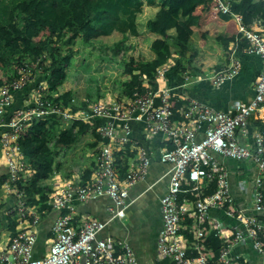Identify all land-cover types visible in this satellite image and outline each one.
I'll list each match as a JSON object with an SVG mask.
<instances>
[{"label": "built area", "instance_id": "2783aa9c", "mask_svg": "<svg viewBox=\"0 0 264 264\" xmlns=\"http://www.w3.org/2000/svg\"><path fill=\"white\" fill-rule=\"evenodd\" d=\"M218 12L229 13L238 23L239 37L248 46L238 49V36L230 41L227 61L221 68L205 75L212 85L220 86L240 71V53L256 54L261 59L260 70L252 83V94L246 99H234L226 109H215L197 99H188L184 106L175 107L172 87L166 83V71L173 63L168 59L155 69L153 86L143 81L144 91L118 96L105 95L93 101L70 97L68 103L60 98V89L50 90L44 79H39L41 62L28 58L18 66L16 75L0 84V164L8 174L5 189L12 193L18 212L17 223H28L10 235L7 245L0 250V264H138L130 244L110 235L100 236L113 218H123L133 201L129 189L141 181L150 162L148 148L133 136V124L141 123L148 136H159L170 142L162 147L159 159L169 164L165 192L159 197L161 227L157 234L158 257L168 258L166 264H207L204 245L199 241L205 231L225 241L218 260L223 263L238 258L230 247L246 237L253 241L264 258V245L258 232L264 231V222L255 215L243 212L234 205L225 165L219 157L250 160L255 164V176L250 197L252 210H264V137L250 121L259 119L264 107V27L248 28L241 13L230 10L229 0H210ZM28 60V61H27ZM182 75L187 78V72ZM28 82L33 85L18 98L16 94ZM179 114V116L177 115ZM57 119L59 128L67 123H89L102 138L89 149L94 167L85 181L54 179L48 193L51 210L58 211L51 225L49 245L43 254L35 256L34 246L41 213L36 205L25 203L24 192L15 182H24L32 169L24 162L19 139L31 124L39 119ZM252 128V129H251ZM105 140H104V139ZM127 145L135 158L119 176L117 158ZM214 181L211 192L202 193V187ZM193 192V197L182 193ZM107 196L109 214L106 219L86 216L79 218L76 206L89 199ZM64 209L65 212L60 211ZM221 210L235 219L229 223L211 213ZM192 220L193 254H188L182 233V222ZM246 257V254H242Z\"/></svg>", "mask_w": 264, "mask_h": 264}, {"label": "trees", "instance_id": "16d2710c", "mask_svg": "<svg viewBox=\"0 0 264 264\" xmlns=\"http://www.w3.org/2000/svg\"><path fill=\"white\" fill-rule=\"evenodd\" d=\"M210 0H0V84L16 75V69L28 58L29 62L39 58L41 71L37 73L39 79H44L50 90H58L59 83L65 77V66L69 56L62 54L67 47L65 43L74 44L77 37L83 41L106 36L113 32L137 35V15L143 5L156 7L151 18L145 22L146 29L156 36L150 40L149 48L152 56L138 62L141 72L148 74L147 82L153 86L155 69L165 63L175 52L183 60L175 61L177 70L186 68L185 62L194 56L193 27L199 21L195 12L198 5H205ZM230 10L236 13H248L250 21L264 25V0H229ZM223 19H229V13H220ZM69 33V35L67 34ZM205 37V36H204ZM233 36L216 35L207 37L212 46H226ZM174 43L173 44H171ZM238 49L248 46L245 38H238ZM68 49L71 50L70 45ZM201 49H198L199 54ZM27 60V61H28ZM222 64H215L219 68ZM126 71L129 79L124 82L121 94L140 93L145 90L143 80L138 72L132 71L128 65ZM33 85L28 82L25 88L16 94L22 98ZM75 96L69 89L60 93L63 103H68L70 97ZM185 101H176L175 107ZM264 114V112H262ZM60 121L55 119H39L34 121L27 133L19 139L24 162L32 169V173L22 182L17 180L15 185L24 192L25 203L36 205L40 212H48V193L52 189L54 173L59 168L56 161L55 146L70 145L75 142L77 135L90 130L93 140L89 146L96 145L102 138L89 123L72 121L63 129L59 128ZM252 125L264 137V122L254 119ZM104 139V138H103ZM105 140V139H104ZM127 145L119 152L117 165L118 173L122 177L128 166V158L134 157V152H128ZM88 151V150H87ZM94 167L93 160L89 166L80 168L81 181H85ZM8 180V174H0V183ZM215 187L214 181H208L202 187V193L211 192ZM264 192V186L262 187ZM183 194V193H182ZM7 204L0 202V210ZM65 212L64 209L60 211ZM16 209L6 214L4 221L10 235L17 231ZM3 219V218H2ZM191 218L182 222V233L187 242L188 254H193L195 238L193 236ZM52 234V232L50 233ZM258 238L264 245V231L258 232ZM207 254V264H243L242 258H235L228 263L218 260L220 249L225 241L214 234L213 230L205 231L199 240Z\"/></svg>", "mask_w": 264, "mask_h": 264}, {"label": "crops", "instance_id": "0c3cea01", "mask_svg": "<svg viewBox=\"0 0 264 264\" xmlns=\"http://www.w3.org/2000/svg\"><path fill=\"white\" fill-rule=\"evenodd\" d=\"M155 9L153 10V14L155 12ZM195 12L199 15V21L195 26L197 25L208 26L213 21L212 23L216 27L215 29L217 31L219 30V32H217L216 34H211L206 29H204L200 34L201 37L206 42H207L206 40L207 37L213 38L216 35H221L224 37L233 36V39L237 36L238 38H241L239 37V33L237 31L238 23L236 22L234 17L230 15L229 19L226 20L223 19L220 15L221 12L217 11V9L215 8L212 2L209 1L205 5H198L196 7ZM212 13H214V15H211ZM241 14L243 15V20L246 22V26L248 28L264 27V25L259 24L256 21H250V16L248 13H241ZM222 20L223 21L232 20L236 25L235 31L230 33H226L224 31L221 32L220 28L221 25L223 24ZM194 32L196 37L198 33L195 30ZM195 37L193 40L196 48H194L195 54L193 57H198L202 55L205 50L204 48H201V46L196 44ZM198 49H201V52L199 54L197 53ZM246 55H256V54H247V53L239 54L242 67H240L239 73L235 75L233 78H235L239 84L240 82H243V85L235 90L236 95H233L228 98L221 97L218 95L211 96L207 93L205 89L202 90V92H198L194 96L187 94L185 90L188 89V86L190 84L200 83L199 85H203V84L206 85L205 81H203L204 79L203 77L208 73L203 72L199 68H194V66L190 64H188L186 68H184L183 70L178 71L176 64L172 63L166 71V83L168 86L172 87V96L174 98V101L175 102L185 101V103L184 102L179 103L178 106L181 107L187 104L188 99H197L201 102L207 103L208 105L212 106L215 109H226L228 105L232 102V100L246 99L253 92L252 83L256 78V77L253 78V74H255L254 70H251L250 72L245 69L246 66H244L243 63ZM226 56H227V51H226V55L223 58V61L217 62L222 64L219 68L224 66V64L226 63L227 61ZM215 64H214L215 69H213V71L219 69L215 67ZM260 67H261V59L256 76L260 70ZM183 71L187 72L188 75L187 78H185L182 75ZM220 86H214V87L217 88ZM241 95H243V97ZM212 104H216L217 107L213 106ZM177 115L179 116V114ZM259 115H263L261 109ZM252 122L253 121L251 120L249 127L252 125ZM251 127L254 128L253 126ZM133 128H134L133 136L138 140V143L148 148L149 157H150L148 169L146 171L145 177L129 189L128 192L129 199L133 198V201L126 208L125 216L121 219L119 218L111 219L106 225V227L99 232V235L100 236L110 235L116 239H121L128 242L132 247V249H134L133 251L137 258L138 264H166L168 262V258L158 257L157 255L156 240H157L158 231L161 227L159 197L166 190V185L168 180L167 170L169 169V164L167 162L160 161L159 151L162 147H167V146L170 147L171 144L168 141L161 140L159 136H148L146 132L143 131L141 123H134ZM93 146L94 145L89 146L87 151V154L91 160L90 163L92 162L93 157L89 154V149ZM128 152H134V150L129 149ZM134 158L135 157L130 156L127 162L129 163L130 161L134 160ZM219 159L225 165L227 171L230 190L234 197V205L242 209L243 212L245 213L257 216L264 222V210L263 211L252 210L250 205L253 178L255 176V164L253 163V161L236 160L223 156H220ZM3 173H5V168L3 165L0 164V174ZM75 178L76 179L79 178L81 180L80 170L78 172L71 173L70 175H61L59 171H56L52 177V180L54 179L66 180V179H75ZM183 194L184 196L187 197L194 196L193 192L191 193L183 192ZM0 202L7 204L4 208H2V210H0V250H2L7 245L10 237V232L6 228L4 218L6 214L12 211V208L15 204V198L12 195V193H9L5 189L4 181L0 183ZM110 202L111 201L107 196H100L95 199L86 200L85 202L77 204L76 206L77 214L81 219H84L86 216H91L98 219H106L109 216L106 208ZM58 213H59L58 211L51 209L48 212L41 213L37 227L36 243L33 251L35 256H40L47 249L48 240L51 236L50 234L51 225L55 216ZM211 213L218 216L220 219L226 222L229 223L235 222V219L226 216L224 212H222L221 210L213 209L211 210ZM27 223H28L27 220H23L21 223H17L16 229L26 226ZM230 253L240 254L241 256L239 257L242 258L243 264H264V258L259 254V252L257 251L256 247L253 244V241L248 237H246L243 241L232 245L230 247ZM242 254H246V257H243Z\"/></svg>", "mask_w": 264, "mask_h": 264}, {"label": "rangeland", "instance_id": "374dc122", "mask_svg": "<svg viewBox=\"0 0 264 264\" xmlns=\"http://www.w3.org/2000/svg\"><path fill=\"white\" fill-rule=\"evenodd\" d=\"M155 8L149 5L142 6L141 11L137 15V27L139 30L137 35L113 32L89 41H83L81 37H77L72 45L65 43L67 41L66 38L63 44L67 48L63 50L62 54H67L69 59L65 66V77L58 85L59 89L61 91L69 89L78 99L84 97L90 101L105 95L118 96L122 92L124 82L129 79V73L126 71L128 65L132 66L133 72H138L139 79L146 80L148 74L140 71L138 62L149 59L153 54L149 48V43L156 35L146 29L145 21L153 16ZM211 15H214V13ZM212 22L208 26L197 25L194 27V30L198 33L195 37V42L201 48H204L205 51L198 57L190 58V52H187L188 59L185 60L187 65L190 64L194 68H199L208 74L215 69V63L223 61L230 46L229 43L226 46H212L201 37L200 33L204 29L211 34L219 32V30L215 29L216 27ZM222 22L221 32L230 33L235 31L236 25L232 20H222ZM67 34L69 35V33ZM171 44L174 45L172 42ZM69 45L71 50L68 49ZM169 59L175 63L176 60L178 62L182 61L183 57L179 52L175 51ZM259 63L260 57L258 55H246L244 58L245 69L250 72L251 70L255 71L253 78L256 77ZM203 81H205L206 85L193 83L188 86L185 92L194 96L205 89L211 96L218 95L228 98L236 95L235 90L243 85V82L239 84L235 78L217 88L210 85L211 82L208 79L204 78ZM241 96L243 97V95ZM212 105L217 107L216 104ZM262 112H264V107ZM92 140L93 134L88 130L78 134L75 142L70 145L55 146L56 161L60 164L57 171L61 175H70L78 172L84 165L89 166L91 160L87 150L89 142Z\"/></svg>", "mask_w": 264, "mask_h": 264}, {"label": "bare ground", "instance_id": "6f19581e", "mask_svg": "<svg viewBox=\"0 0 264 264\" xmlns=\"http://www.w3.org/2000/svg\"><path fill=\"white\" fill-rule=\"evenodd\" d=\"M261 112H262V108H261ZM168 147V146H167ZM134 250V249H133Z\"/></svg>", "mask_w": 264, "mask_h": 264}]
</instances>
